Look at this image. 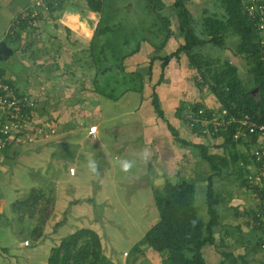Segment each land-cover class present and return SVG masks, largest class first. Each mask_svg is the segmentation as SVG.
Instances as JSON below:
<instances>
[{
  "label": "rangeland",
  "instance_id": "374dc122",
  "mask_svg": "<svg viewBox=\"0 0 264 264\" xmlns=\"http://www.w3.org/2000/svg\"><path fill=\"white\" fill-rule=\"evenodd\" d=\"M103 1L102 24L110 25L111 30L95 39L94 51L99 54L88 51L89 45L85 47V53L83 51L84 58H82V52L79 53L78 59L73 60L77 74L73 75L74 78H71L68 83L69 91L59 93V97L55 98L53 96L55 93H52L49 87L45 93L41 88L42 92L39 95L41 99L33 96V92L27 93L29 97L34 98L32 102L35 107L34 120H47L46 124L54 129L56 127L49 122L50 119L68 120L70 116L76 117L81 113L80 118L84 116L90 118L89 121L96 120L94 111L100 100H104V96L98 93L99 90H103L107 95L120 94L118 96L120 97L129 92L127 88L138 87L139 77L144 84L152 86L160 72V60H156L155 69L157 70L156 73L153 72L154 82L146 80L145 72L149 60L153 56H165L170 51V47L174 49L177 47L179 20L175 15L177 12L175 0ZM49 3V6L44 8V14L45 12L52 14L50 17L56 21L62 12L76 11L79 13V22L84 23L86 29L89 28V32H92L94 25L96 27L100 19L98 13L88 11L85 0H52ZM147 3L153 10L148 9ZM184 4L195 20L196 32L200 31L204 15H221L224 12L221 0H185ZM74 20L75 18L71 22L73 27L81 26ZM41 26L44 28L43 24ZM45 29H49L48 33L54 30L51 25ZM85 31H82L83 34H86ZM90 34L92 38L93 33ZM174 40L175 45H172ZM236 40L235 36L228 35L224 38L226 45L223 48L209 44L202 46L198 51L203 61L209 63L207 67L212 70L220 68L223 61L227 59L222 49H226L227 46L235 50ZM104 43L106 46L103 47ZM32 45L31 42L28 47L35 46L32 47ZM39 46L44 48V42ZM196 49L197 47L194 48L195 52ZM52 52L51 46L49 51L44 52L46 57H50H44V65L54 67L58 62H62ZM37 54L39 57V51ZM103 54H106V64L111 66V69L104 74H99L95 84L93 82L95 69L98 68L101 73L104 66ZM180 55V58L188 64L187 56L183 53ZM172 58L171 61L176 64L175 68H179L180 60ZM77 61L83 62L77 64ZM6 63L8 69H18L14 58L6 60ZM188 68L189 71L192 70V73L188 71L186 74L187 84L198 93L206 95L204 99L202 97L196 100L195 97L190 96L192 93L185 85L181 92L183 95L181 101L176 105V116L180 121L178 120L179 122L177 121L173 127L180 139L186 138L189 143L202 142L195 144H205L211 154L225 156L228 161L227 166L223 167L220 173H213L214 171L210 170L206 161L200 157L198 147L176 143L177 147L182 149L169 155L171 159H174L173 164L169 166L162 163L163 165L160 166L165 168V172L156 168L149 174L151 170L149 167L152 168L154 159L153 145H147L144 137L142 139L137 131L139 127L129 121L126 112H122L125 109L124 104L121 103V107L118 103L117 110H114V104L108 100L106 106L108 113H116L118 119H121L120 127L115 130L109 132L103 125L98 129V137L91 135L87 137L84 128H76L73 125L65 128L64 122L68 121H61L63 124L59 126V132L55 129L54 134L40 137L39 145L32 143L24 147L14 145L8 148L10 149L8 154L4 155L6 159L0 162V192L4 193L7 199L13 196V201L7 200L2 209L0 207V264H48L53 248L78 228H89L98 234L101 256L109 264H162L166 253L143 248L144 243L140 240L159 218L153 192L160 188L159 184L162 183L164 175L173 183L185 179L194 185V205L198 217L203 222L208 219L205 191L207 178L209 176L211 178L212 187L218 199V206L215 207L219 209L221 221L228 224L226 232L231 233L232 237L225 245L216 242L214 245L205 244L201 249L204 258L213 256L222 259V251L231 250L235 255L224 264L234 262L264 264V252L257 246L263 220H256L254 217L259 208L264 215L263 198L259 194L260 187L252 186L249 182V176L255 175L256 169L255 164L251 163L253 161L251 147L247 148L244 144L231 147L230 144H223V137L219 135L218 137L206 136L195 130H193L194 133L182 132L179 126L181 123L186 124L190 114L186 112L188 108L191 110L196 104L202 105L201 101L202 108L217 106L211 105L215 101L206 99L211 98L212 95L207 87L211 74L208 73L205 76L204 81L207 82L205 84L199 74H196L192 68ZM245 70L238 73V77L244 82L247 77ZM44 71L50 73L47 69ZM163 76L164 73L161 81ZM42 85L46 86L41 82ZM30 88L35 90L32 85ZM180 110L183 111L180 112ZM57 112H59L58 116ZM161 119L166 124V117ZM71 123L73 124L72 121ZM90 123L85 121L87 127ZM102 141H105L107 146L102 145ZM115 143L118 145L117 148L114 147ZM50 144L58 146L49 147ZM39 147L40 149H37ZM157 147L161 148L158 145ZM143 152L148 153L147 162L141 156ZM233 154L239 157L235 162H231ZM67 159L71 162H66ZM122 160H131L133 166L128 171H123L120 167ZM90 161L95 162V172L88 166ZM181 162L184 165H180ZM70 165L74 167L75 173L70 170ZM61 169L68 174L69 170L72 172L69 180L66 172L57 179L56 173ZM30 195L37 198L35 204L32 203V199H28ZM24 199L27 200L21 203L24 211H20L21 215L17 214L13 206L17 207L19 205L17 203ZM26 204L29 208L25 207ZM30 205H32L31 208ZM29 209L31 212L27 211ZM235 226L238 227L235 228ZM85 238L87 235L80 239L77 245L82 244ZM134 246L135 249H133ZM238 256H242L243 259L241 260ZM207 264H215V261L208 259Z\"/></svg>",
  "mask_w": 264,
  "mask_h": 264
},
{
  "label": "trees",
  "instance_id": "16d2710c",
  "mask_svg": "<svg viewBox=\"0 0 264 264\" xmlns=\"http://www.w3.org/2000/svg\"><path fill=\"white\" fill-rule=\"evenodd\" d=\"M147 1V0H146ZM149 1V0H148ZM184 0H175L174 5L177 7L176 16L178 22V35L182 37V43L177 48L165 56H153L146 68V80H152L153 72L156 71V60H160V72L156 82L151 86L152 92L150 95V104L155 114L164 118L162 108L157 93L154 91V86L159 84L162 79L163 69L168 64L169 60L174 57L179 58V54L183 53L188 58V67L192 68L196 74L205 79V76L210 73V83L207 84L209 91L219 103V110L226 111L225 119L228 120V125L225 128H220L217 132L210 136H222L223 144H230L235 147L237 144H244L249 148L252 142L256 139L252 136L249 142H244L243 139H234L233 133L238 126L237 121L247 115L250 120L260 123L264 121V54L262 53L263 46L260 44V35L255 27L254 21L250 19L243 9L241 0H221L223 11L221 15H204L199 32L194 28L195 20L188 13V10L183 2ZM264 3V0H262ZM88 10L98 13L100 19L93 31V37L89 41L88 51L94 52L95 39L101 35L110 32L111 27L103 23L102 13L104 10L103 0H85ZM50 3H48L49 6ZM148 4V3H147ZM149 10L151 6L148 4ZM25 24L22 22L20 26ZM167 33V31H166ZM169 34L167 33V36ZM228 35H233L237 38L235 51L238 54H243L247 61L246 80L241 81L238 77L237 68L230 63L228 59L224 60L220 68L210 69L207 67V62H204L200 52L202 46L209 44L218 48L225 46L224 38ZM9 38V36H8ZM6 38L7 40H9ZM106 40V39H105ZM106 44H103V47ZM196 52L194 48H196ZM106 55V54H105ZM103 54L104 66L101 73L98 68L95 69L93 82L97 80L99 74H104L111 66L106 64V56ZM155 69V70H154ZM3 69L0 68V75ZM116 75V74H115ZM138 87L131 86L127 88L129 91L141 92L144 86L143 80L139 77ZM116 82L117 79L114 78ZM258 87V93L252 95L250 89ZM98 89V88H97ZM98 91V90H97ZM102 96L114 101L119 98L120 94L110 93L107 95L103 90H99ZM122 93V91H120ZM201 104H196L191 108V111L196 110ZM35 109V107H34ZM207 109V108H206ZM209 110V109H207ZM212 110V109H211ZM24 113L35 115L34 110H22ZM50 122V121H49ZM166 126L173 136L174 142L177 144L191 145L199 148L200 157L206 161L213 173H220V170L227 166L228 161L225 156L219 154H211L205 144L189 143L178 137L176 129L167 121ZM194 130V129H193ZM205 135V134H204ZM243 140V141H242ZM9 147L3 149L1 153L8 150ZM253 158V156L251 155ZM239 158V157H238ZM237 155H232L231 162H235ZM243 160V159H242ZM244 161V160H243ZM252 163V162H251ZM254 163V162H253ZM207 187L205 191L206 213L208 219L203 222L197 215V209L194 205L195 188L194 185L185 180L180 179L177 183H173L162 176V183L159 184V189L154 190V203L158 211V220L145 232L141 243H144L143 248H150L155 252L166 253L162 264H205L202 255V247L209 243H214L213 228L218 224V212L216 205L218 199L212 187L210 176L207 178ZM264 182V178H262ZM246 185V181L244 182ZM259 194L262 195L264 209V184L259 189ZM28 199H32L35 204L36 197L30 195ZM22 201H17V207L13 206L14 211L21 215L20 211H24L21 206ZM23 202V203H25ZM33 204V205H34ZM35 206V205H34ZM33 206V207H34ZM26 208H29L27 204ZM32 205H30V208ZM30 211L31 210H27ZM258 211V210H257ZM255 212V219L264 218L259 208ZM263 215V216H262ZM264 227V221L261 224V229ZM85 235L82 244L77 245L78 241ZM260 238H258L257 246L259 247ZM136 247L134 246L133 249ZM260 249V248H259ZM224 258L232 257L231 254L221 253ZM243 258H241L242 260ZM48 264H109L101 256V247L98 234L89 228H78L64 237L58 246L54 247L49 258Z\"/></svg>",
  "mask_w": 264,
  "mask_h": 264
},
{
  "label": "crops",
  "instance_id": "0c3cea01",
  "mask_svg": "<svg viewBox=\"0 0 264 264\" xmlns=\"http://www.w3.org/2000/svg\"><path fill=\"white\" fill-rule=\"evenodd\" d=\"M183 2H185V0ZM47 6H48V3H47ZM45 9L44 8L40 9L39 14L37 13L36 16H32L31 15V0H0V41L1 40L4 41L6 43V46L11 51V52L8 51V53L4 55L2 59H0V68L3 69L2 75L13 86L16 87L17 91H19L20 93H25V94L26 93L29 94V92L30 93L33 92V96L37 97L38 99H41V96H39L42 92L41 88L44 89V93H45L47 92V89L49 87L50 91L52 93H55L54 95L52 94L53 96H55V98L60 96L59 93L69 91V88L67 87L68 83L71 81L70 80L71 78H74L73 75L77 74L73 60L75 61V59H78L79 53L81 52H82V58H84L83 51L85 53V49H86L85 47L89 45V41L91 40L90 33H93L95 29V25H94L92 32H89V28L86 29V25L84 23L79 22L78 20L79 13L76 11H75L76 13L75 12H71V13L62 12L60 13V15L55 21L54 19L50 17L52 16V14H47L46 12L44 14ZM25 14H27V16H25ZM74 18H75L74 21H78L81 26L79 27L72 26L73 23L71 22L73 21ZM22 22H25V24L20 26ZM42 24L44 25V28L41 26ZM49 25H51V27L54 30L48 33L47 31H49V29H45V28L49 27ZM84 29H86V31ZM10 30L12 31V33H9ZM82 31H85L86 34H83ZM259 35L264 38V32L260 33ZM6 38H8L9 40H7ZM31 42L33 43L32 47L35 45L33 48L28 47ZM43 42H44V48L43 46H39L40 43L42 45ZM176 43H178V45L182 43L180 36L177 37ZM236 43H237V40H236ZM172 45H175V40L174 42H172ZM50 46L53 51L52 53L55 54L56 57L57 56L59 57L58 60H62V62H58V64L54 67L43 64L44 57H46L44 55V52L49 51ZM169 49L170 51H168L166 54H169L170 52L175 50L174 48H171V47ZM222 50L225 52V55L227 56V59L230 61V63L233 64L237 68L238 73H240V71L243 69H246L245 71H247L248 65H247L246 57L243 54H238L234 50V48L232 47L228 48L227 46H226V49H222ZM38 51H39V57L37 54ZM180 57L181 55L179 54L178 60H180V67L175 68L176 67L175 62L171 61L170 59L168 64L164 68L163 80L159 84H156L154 86V91L158 95V98H159V101L162 107V111L164 112L163 113L164 117H166V120L174 127L176 125L175 123L178 120L180 121L178 116H176V107H177L176 105L179 101H181V96H183L181 92L185 88V85L186 87L187 86L189 87L190 93H192L190 96L195 97L196 100L201 99L202 97L204 99L205 98L204 95H206V94L204 95L200 94L201 92L198 93L197 90L190 88V86L187 84L186 74H188V71H189L188 64L186 63V61H184V59ZM10 58H14L15 61L17 62L18 64L17 70L16 69L10 70L7 68L8 64L6 63V60L9 61ZM46 58H50V57H46ZM82 62L77 61V64H82ZM46 69L50 71V73L48 72L46 73L44 71ZM154 73H156V71H154ZM189 73H192V70L189 71ZM153 79H155L154 75L151 80L152 82H154ZM41 82H43V84H45L46 86L44 85L41 86ZM38 84L40 86H38ZM47 84H49V86H47ZM31 85L35 88L36 91L30 88ZM151 92H152V87L148 86V84H144L143 88L141 89V92L129 91V92L124 93L117 100H114V101L103 97L104 100L102 99L100 100V103H98V106L96 107V110L94 111V116L97 117L96 120L89 121L90 118H85L84 116L80 118L81 117V113H80L76 117L70 116L68 120H64V119L61 120L58 118H54V119H50V122H52L53 125L56 127L55 128L56 132H59V129H60L59 126L61 125V123L63 124V122L61 121H68V122H64L65 128L71 127L72 125L76 128L78 127L84 128L87 137H91L88 135L87 131L92 129L94 132L96 131L95 133V137H96L100 126L104 125L105 127H107L109 132L110 130H115L116 128L120 127L121 119H118L117 117L118 114L116 113L110 114L106 110L108 100L114 104V108H115L114 110H117L118 103H119L118 105L123 103L125 106V109L124 111L122 110V112L123 113L126 112L127 115L129 116V121L132 124L137 125L140 128V129L138 128L137 131H139L142 139L144 137L147 145L148 144H150V146L153 145L152 155L154 159L152 163V168L149 167L151 170L148 169L150 170L149 174L151 172L153 173V171L156 168H159L160 170H163V172H165V168H163L160 165H163L162 163H164V164H168L169 166H171V164H173L174 162V159H171L169 155L172 153L175 154L176 152L174 151H177L182 148L177 147L178 145L172 139V136L166 124L160 117H158L155 114L152 108V105L150 104ZM211 98L207 97L206 99L211 102L215 101V103L211 105L212 106L217 105V106L212 107V108L210 106H206L207 109L218 111L219 103L215 100V98L212 95H211ZM41 102L42 101H40V103ZM200 103H202L203 105L202 101ZM120 106L122 107V105ZM182 111L183 110H180V112ZM122 112L120 114H122ZM186 112L187 113L189 112V108L187 109ZM58 115H59V112H57V116ZM82 115H85V114L82 113ZM169 116H172V117L168 118ZM71 121L73 122V124L71 123ZM85 121L91 122L88 125V127L85 125ZM179 127L181 128L182 132L184 131V134H187V132L189 133L190 131L194 133L193 130H189V127L187 125V120H186V124L184 123L183 125L181 123ZM157 136L161 137L163 140H161ZM184 140L187 141L186 138H184ZM39 141L40 139H36L34 143H37L36 145H39L38 143ZM195 143H202V142H195ZM98 144H100L99 141H98ZM101 144L104 146H107V143L105 141L104 142L102 141ZM157 145L160 146L161 148L157 147ZM52 146L54 147L58 145L50 144L49 147H52ZM114 147L116 148L118 147L117 143L114 144ZM37 149H40V147ZM9 150L0 154V162L6 159L4 155L8 154ZM148 160L149 158L146 159V162ZM66 162H71V160L67 159ZM179 164L184 165L183 162ZM252 164H254L253 161H252ZM69 168L72 172L75 173V169L74 167H72V165H70ZM70 170H69V174L67 171L63 169H61V171H58V173H56L57 179H60L61 176H63V173L66 172L67 178L69 180V175H71L70 173H72L70 172ZM4 171L5 170L3 169V173ZM231 171H232V168L230 172ZM149 177L150 176L147 175V178ZM15 195L17 196V194ZM12 198L13 196H9L7 199L5 194L0 192L1 209L3 205L6 204L7 200L9 202H12L13 201ZM216 209L218 212V224L213 228L214 243L216 242L220 245H223V244L225 245L226 243H228L227 240L231 239L232 234L226 232V229H227L226 225L228 224L224 221H221L219 209L218 208ZM260 219L264 221V219L262 218ZM237 227L238 226H235V228ZM260 236L261 238L264 236V227L263 229L259 231L258 238H260ZM214 243L212 245H214ZM222 252H225L226 254H231L232 257H234L235 255L232 253L231 250H228V251L224 250ZM203 253H204V250H203ZM202 255L204 258V254ZM232 257H229V258L222 257L221 259L219 257L215 258L211 256L210 258L208 256L204 258V262L205 264H207V260L210 259V260H214L215 264H224L226 260L228 259L230 260V258ZM238 257L243 258L242 256H238ZM232 264H238V263L234 262Z\"/></svg>",
  "mask_w": 264,
  "mask_h": 264
},
{
  "label": "built area",
  "instance_id": "2783aa9c",
  "mask_svg": "<svg viewBox=\"0 0 264 264\" xmlns=\"http://www.w3.org/2000/svg\"><path fill=\"white\" fill-rule=\"evenodd\" d=\"M31 15L36 16L39 10L45 8L51 0H31ZM243 9L248 17L254 21L259 34L264 32V3L262 0H241ZM27 16V14H25ZM15 23V22H14ZM9 33H12L10 30ZM260 44L264 45V38L260 36ZM264 54V47L262 50ZM33 97L20 93L3 75H0V152L14 145L23 147L32 144L40 137H47L55 133V129L48 126L47 121L34 120L32 114L24 113L25 107L34 110ZM187 117V125L191 130L201 134L212 135L220 128L228 125L224 109L213 111L199 106L191 111ZM238 126L233 133V138L243 139L244 142L256 139L251 145V155L256 166L255 175L249 176L252 186L262 187L264 182V121L256 123L245 115L237 121ZM88 135L95 136L93 130L87 131ZM242 140V141H243ZM259 248L264 252V236L260 239Z\"/></svg>",
  "mask_w": 264,
  "mask_h": 264
},
{
  "label": "clouds",
  "instance_id": "9594fccd",
  "mask_svg": "<svg viewBox=\"0 0 264 264\" xmlns=\"http://www.w3.org/2000/svg\"><path fill=\"white\" fill-rule=\"evenodd\" d=\"M142 158L147 159L148 158V153L147 152H143L141 153ZM89 168L95 172L96 170V165L94 161H90L89 162ZM133 166V162L131 160H122L120 162V167L123 171H128L131 167Z\"/></svg>",
  "mask_w": 264,
  "mask_h": 264
},
{
  "label": "water",
  "instance_id": "95a60500",
  "mask_svg": "<svg viewBox=\"0 0 264 264\" xmlns=\"http://www.w3.org/2000/svg\"><path fill=\"white\" fill-rule=\"evenodd\" d=\"M8 51H10V49L6 46V43L1 40L0 41V59H2V57L4 55H6L8 53ZM257 91H258V87H254V88H252L250 90V92H251L252 95H255Z\"/></svg>",
  "mask_w": 264,
  "mask_h": 264
}]
</instances>
